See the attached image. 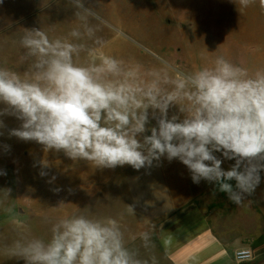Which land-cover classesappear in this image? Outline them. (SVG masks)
<instances>
[{
  "label": "clouds",
  "instance_id": "9594fccd",
  "mask_svg": "<svg viewBox=\"0 0 264 264\" xmlns=\"http://www.w3.org/2000/svg\"><path fill=\"white\" fill-rule=\"evenodd\" d=\"M252 0H239L247 7ZM72 5L93 15L83 0ZM264 8V0H260ZM89 37L93 29L86 26ZM70 36L80 38L73 29ZM99 43V41H97ZM34 57L30 78L0 68V116L20 120L10 136L35 141L47 150L63 151L74 161L96 168L129 165L150 169L162 157L176 159L201 180L218 185V191L239 205L255 193L264 171V70L249 75L246 69L218 57L211 67L170 78L167 71L152 70L151 82L139 79V66L126 70L123 61L95 57L86 66L74 61L84 48L66 38L49 39L42 29H27L20 40ZM161 83L171 84L165 91ZM179 105L184 118L167 113ZM158 110V127L144 135L148 109ZM179 120V122H178ZM3 127V121H0ZM221 153L223 160L215 153ZM224 160H234L228 169ZM5 174L0 171V175ZM230 181H235L233 186ZM9 195V191L7 193ZM129 211L134 208L129 206ZM51 239L16 241L11 254L26 264H148L125 245L117 220L73 215L52 227ZM140 237L147 241L148 233ZM239 264L251 258L247 249L234 252ZM152 264H157L152 258Z\"/></svg>",
  "mask_w": 264,
  "mask_h": 264
},
{
  "label": "rangeland",
  "instance_id": "374dc122",
  "mask_svg": "<svg viewBox=\"0 0 264 264\" xmlns=\"http://www.w3.org/2000/svg\"><path fill=\"white\" fill-rule=\"evenodd\" d=\"M83 3L93 15L82 11L76 14L71 0H0V68L30 78L35 58L26 55L20 40L27 29L40 28L49 39L66 38L84 45L79 56H74L76 63L86 66L95 57L98 64L100 57L110 56L123 61L126 70L139 66V79L146 83L153 79L147 75L152 70L167 71L170 78H177L213 66L218 57L246 69L249 75L264 70V8L260 0H252L247 7L241 6L239 0ZM86 26L93 29L91 37ZM73 29L80 31V38L69 35ZM172 87L161 83L165 91ZM4 107L0 103V109ZM173 115L182 120L185 114L179 111V105H171L167 116L171 119ZM148 117L141 140L151 134L152 127H158L160 113L150 107ZM0 121V171L5 173L0 175V264H26L22 257L11 254L15 242L32 238L47 242L53 225L73 215L117 220L126 247L137 259L152 264L154 256L150 252L156 246L158 228L149 217L160 207L151 198V191L138 180L142 169L137 171L129 165L101 169L84 160L74 161L63 151L47 150L35 141L10 136V130L22 123L15 116L3 115ZM215 155L223 160L221 153ZM234 163L224 160L222 168L228 170ZM154 165L175 167L173 178L177 181L173 183L179 180L177 186L188 185L189 178L186 180L184 174L189 170L179 160L169 162L162 157ZM260 175L261 183L251 198L255 207L250 205L249 196L237 205L226 193L218 191V185L212 184L185 208L193 204L207 207L224 225L230 219H239L241 209L248 207L255 211L250 216L253 221L257 213L264 215V171ZM206 182L201 180L199 184ZM230 183L235 186V181ZM171 189V196L168 190L165 195L175 203L189 194L187 187ZM129 206L134 212L129 211ZM179 213L180 210L170 219ZM260 220L264 229V216ZM141 233H148L149 239L143 240ZM260 242L248 244L257 246Z\"/></svg>",
  "mask_w": 264,
  "mask_h": 264
},
{
  "label": "crops",
  "instance_id": "0c3cea01",
  "mask_svg": "<svg viewBox=\"0 0 264 264\" xmlns=\"http://www.w3.org/2000/svg\"><path fill=\"white\" fill-rule=\"evenodd\" d=\"M154 166L150 169L142 168V177L137 179L151 191V198L157 200L156 205L160 207L158 212L149 217L150 222L158 228L156 246L150 252L158 261L157 264H239L234 259V252L242 248L251 253V258L242 264H264V229L260 224V218L264 215L257 213L256 218L250 221V216L255 211L243 207L239 219H230L223 225L220 222L222 219L207 207L193 204L185 208L189 201L214 184L206 182L194 185L189 177L190 171L184 174L186 180L189 178L188 185L182 186L187 187L189 194L178 203L169 201L165 195L166 190L171 196V188H182L177 186L179 180L176 184L173 183L177 181L173 178L176 168L168 165ZM251 198L252 195L249 196L250 205L255 207ZM179 210V215L170 219ZM160 223L164 224L160 226ZM257 240L261 241L257 246L248 244L249 241Z\"/></svg>",
  "mask_w": 264,
  "mask_h": 264
},
{
  "label": "built area",
  "instance_id": "2783aa9c",
  "mask_svg": "<svg viewBox=\"0 0 264 264\" xmlns=\"http://www.w3.org/2000/svg\"><path fill=\"white\" fill-rule=\"evenodd\" d=\"M248 250V249H247ZM249 252H250V250H248ZM251 254V253H250ZM234 259L236 260V257H235V255H234Z\"/></svg>",
  "mask_w": 264,
  "mask_h": 264
},
{
  "label": "trees",
  "instance_id": "16d2710c",
  "mask_svg": "<svg viewBox=\"0 0 264 264\" xmlns=\"http://www.w3.org/2000/svg\"><path fill=\"white\" fill-rule=\"evenodd\" d=\"M217 187V186H216Z\"/></svg>",
  "mask_w": 264,
  "mask_h": 264
}]
</instances>
